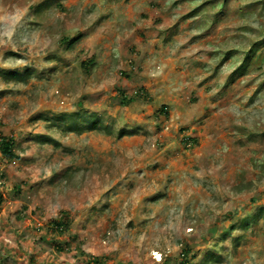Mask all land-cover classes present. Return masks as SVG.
Wrapping results in <instances>:
<instances>
[{"label": "rangeland", "instance_id": "374dc122", "mask_svg": "<svg viewBox=\"0 0 264 264\" xmlns=\"http://www.w3.org/2000/svg\"><path fill=\"white\" fill-rule=\"evenodd\" d=\"M0 133V264H264V0H0Z\"/></svg>", "mask_w": 264, "mask_h": 264}, {"label": "trees", "instance_id": "16d2710c", "mask_svg": "<svg viewBox=\"0 0 264 264\" xmlns=\"http://www.w3.org/2000/svg\"><path fill=\"white\" fill-rule=\"evenodd\" d=\"M86 62H87V64H90L91 61L90 60H87ZM8 74H9V76L20 77L18 75V73L10 72ZM122 97H124V95ZM128 98L129 97H126L125 98V101ZM164 107H165L164 104L160 105L159 110L160 111L161 110H164ZM95 124H96V121L92 122L90 126H95ZM16 156L17 155L14 152V139L12 138V136L0 133V158H2L3 160H11V159L15 158ZM1 200H2V196H1V193H0V201ZM58 226L59 227H62L63 226L62 223H61V221L60 222L59 221H55V227H58ZM182 250H183L182 251L183 252L182 255H185L186 252H187V250L186 249H182ZM99 260H100L99 257L93 256L92 257L91 264H97V263H99ZM180 263L181 264H184V261L181 260Z\"/></svg>", "mask_w": 264, "mask_h": 264}, {"label": "built area", "instance_id": "2783aa9c", "mask_svg": "<svg viewBox=\"0 0 264 264\" xmlns=\"http://www.w3.org/2000/svg\"><path fill=\"white\" fill-rule=\"evenodd\" d=\"M157 253H158V252H157ZM157 253H156V254H157ZM159 255H160V254H158V255H154V258H155V259H159V258H160Z\"/></svg>", "mask_w": 264, "mask_h": 264}, {"label": "bare ground", "instance_id": "6f19581e", "mask_svg": "<svg viewBox=\"0 0 264 264\" xmlns=\"http://www.w3.org/2000/svg\"><path fill=\"white\" fill-rule=\"evenodd\" d=\"M157 255V254H156Z\"/></svg>", "mask_w": 264, "mask_h": 264}]
</instances>
